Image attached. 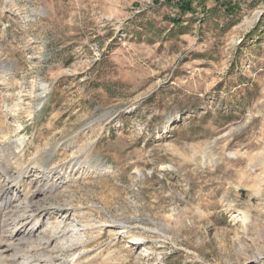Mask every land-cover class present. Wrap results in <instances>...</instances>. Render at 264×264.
<instances>
[{"label": "rangeland", "instance_id": "rangeland-1", "mask_svg": "<svg viewBox=\"0 0 264 264\" xmlns=\"http://www.w3.org/2000/svg\"><path fill=\"white\" fill-rule=\"evenodd\" d=\"M191 7L0 0L7 264H264V0Z\"/></svg>", "mask_w": 264, "mask_h": 264}, {"label": "bare ground", "instance_id": "bare-ground-1", "mask_svg": "<svg viewBox=\"0 0 264 264\" xmlns=\"http://www.w3.org/2000/svg\"><path fill=\"white\" fill-rule=\"evenodd\" d=\"M13 190L15 191V189H13ZM13 196L14 197H11L10 199H8V198L7 199H2L1 202H0V208H2L5 211L6 210L11 211L12 208L16 207L17 208L16 212H19V210H18V207H19L18 206V202H16L17 196L15 194H13ZM1 211L2 210H0V229L3 228L1 230L2 231L1 233H7L8 237L5 240L3 239L4 241H0V264H7L6 261H8V259H7V256L4 253L5 250H8L10 248L13 249V246L17 244V243H14V242H17L20 239H23L24 237H26L28 235L38 234L39 232H37V229H38V227L40 225L37 223V221H30L28 216L23 217L22 214L17 215L16 212H14V213H16L15 219H11V221H10L11 223H9V222L5 223V219H4L5 214H4V212H1ZM33 211L34 210H32L31 214H33ZM6 212H8V211H6ZM83 227H87V225L84 224ZM136 239L137 238H135V240ZM7 241H8V243H7ZM9 241L13 242V243H10ZM134 242H138V240H136ZM3 243H5V245H3ZM51 256H46V257H43V258H37L35 256L32 258V257H28L27 256L28 258L20 259V262H18L17 264H56V261ZM16 258H17V256H16ZM55 259H57V258H55ZM12 261L16 262L17 259L12 260Z\"/></svg>", "mask_w": 264, "mask_h": 264}, {"label": "trees", "instance_id": "trees-1", "mask_svg": "<svg viewBox=\"0 0 264 264\" xmlns=\"http://www.w3.org/2000/svg\"><path fill=\"white\" fill-rule=\"evenodd\" d=\"M164 3H173L181 13H184L186 11H194V8L191 7L192 0H164Z\"/></svg>", "mask_w": 264, "mask_h": 264}]
</instances>
